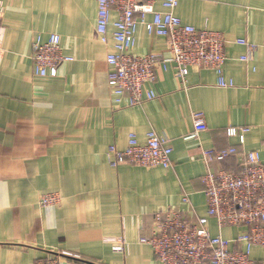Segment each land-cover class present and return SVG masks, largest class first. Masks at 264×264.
Listing matches in <instances>:
<instances>
[{"label": "crops", "instance_id": "1", "mask_svg": "<svg viewBox=\"0 0 264 264\" xmlns=\"http://www.w3.org/2000/svg\"><path fill=\"white\" fill-rule=\"evenodd\" d=\"M0 9V264H161L139 238L152 234L158 209L205 215L202 149L236 148L214 169L238 172L247 151L264 164V0H179L183 23L225 37L222 74L233 86H218L211 69L192 68L182 81L172 64L157 65L156 98L130 107L115 105L108 86L111 45L95 34L96 0H0ZM50 34L73 60L54 77L37 76L32 42ZM136 37V54L165 47L141 26ZM238 39L257 46L251 60L240 59ZM193 112L205 129L186 139ZM229 126L249 128L244 143L227 136ZM150 130L168 140L171 167L109 164L110 145L122 150L130 133L143 141ZM46 193L60 202L41 207ZM208 228L226 239L242 231L213 218ZM118 241L123 251L112 249ZM251 258L264 264V244Z\"/></svg>", "mask_w": 264, "mask_h": 264}, {"label": "built area", "instance_id": "2", "mask_svg": "<svg viewBox=\"0 0 264 264\" xmlns=\"http://www.w3.org/2000/svg\"><path fill=\"white\" fill-rule=\"evenodd\" d=\"M179 0H96L97 16L95 34L103 44L110 43L106 55L108 64V86L117 106H135L153 100L156 94V66L166 68L172 64L175 74L182 81L190 69H211L217 75L220 87H231L233 82L223 77L226 60V39L219 31L197 29L185 24L175 14ZM156 5L161 10L156 9ZM1 19V9H0ZM143 27L148 36L164 38L165 47L160 51L136 54V33ZM110 28L112 30L110 31ZM236 43L246 48L240 56L243 61L252 59L257 46L245 39ZM31 59L37 76L54 77L64 62L73 60L65 55L58 34L47 39L37 36L32 42ZM193 130L186 139L197 138L205 129L201 112L192 113ZM248 127L229 126L227 136L237 137L244 143ZM172 148L168 140L155 131L147 132L140 141L135 133L128 135L124 149L110 145L107 151L111 166L125 163L136 167L160 166L169 168ZM235 147L224 149H202L201 158L205 165L202 177L206 203L204 216L191 220L185 212L167 207L153 214L154 229L150 236H142L139 242L149 245L161 264H254L251 250L264 244V164L257 151L243 153L238 172L222 167L214 169L235 156ZM182 201H189L183 196ZM60 202L57 193L43 194L41 207ZM213 218L218 228L238 227L242 231L232 239L220 234L212 235L208 228ZM234 244L236 248H231ZM115 251H123V241L115 242ZM33 264H61L55 257L38 259Z\"/></svg>", "mask_w": 264, "mask_h": 264}]
</instances>
